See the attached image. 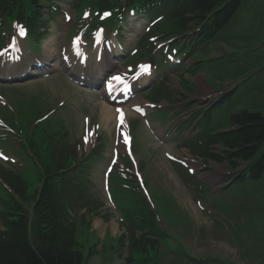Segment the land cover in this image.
<instances>
[{
    "label": "rangeland",
    "instance_id": "rangeland-1",
    "mask_svg": "<svg viewBox=\"0 0 264 264\" xmlns=\"http://www.w3.org/2000/svg\"><path fill=\"white\" fill-rule=\"evenodd\" d=\"M59 5L65 8L69 6L68 1H62ZM65 13L70 15L71 24L65 25L66 23L62 21L61 30L59 25L62 17L56 19L54 17L49 34L41 42V46L45 41L51 44L56 39L55 42H59L61 47L68 49V35L62 34L74 23H72L73 16L69 8L65 10ZM132 24L138 25L136 22ZM124 35L126 39L130 38L129 33ZM133 44H130L128 48H131ZM30 47L34 49L33 46ZM22 48L24 60L28 59L30 63H33L36 57H43L41 50L38 55L31 58L27 48L24 45ZM185 51H189V47L185 48ZM220 53L222 56L219 58H208ZM154 59L156 64H159L162 57L155 54ZM191 59L201 60L199 67L204 76L200 74L192 78L195 88L190 95V100L187 102L180 100L182 88L178 80L173 78L170 86L171 89H175H172L175 93L168 95L172 101L169 105L160 103L167 110L171 109L175 112L186 110L178 118L179 121L190 119L191 122L195 119L192 117L207 108L210 103L203 104V99L213 89L215 91L228 89L232 92L217 108L201 117L200 123L204 128L214 132L228 129L231 125V115L239 110L249 109L264 113V0H239V6L231 19L219 30L216 37L198 43L194 47ZM129 66L133 65L129 64ZM127 70L128 68L122 67L118 68L117 72L122 73ZM61 75L58 73L56 77L49 76L22 84H7V89L0 88L3 101L0 100L7 105V107L0 105V113L7 119L8 126L11 124L12 116H14L12 119L18 120V126L12 127L10 132L2 130L5 129V122L2 120L0 138L3 135L5 137L0 140H3L0 150L9 154H5L7 159L1 161L10 163L12 167L19 165L18 160L11 155H17L14 152L17 149L14 145L15 136L19 134V130L23 133L26 131L27 121L24 122L25 127L22 125L24 119H32L37 113H44L47 110L52 112L50 115L53 118L60 114L57 118L63 122L68 137L73 142L81 140V148L85 152L96 145L97 136L102 140V154L93 163L87 175L92 185V190L89 192L101 200L105 209L107 208L113 217L116 215V210L110 208V202L106 201L102 191L103 172L111 161H114L115 170L121 168L117 161H122L124 151L119 139L121 133L126 130V126L125 124L116 126L114 122L109 125L103 124L100 120V103L102 102L100 92L75 86ZM182 80L183 83L189 81L187 76H184ZM163 95L162 83L154 84L141 93V96L148 99H159ZM134 101L133 103L137 104L144 100L139 97ZM57 102L62 104L61 108L58 107ZM190 107L191 109L188 110ZM126 115H128L126 122L129 120L132 128L133 157L136 165L144 174L147 189L156 205L157 212L166 221L165 223L159 219V223L163 226L167 225L185 249L182 254H178L163 248L161 254L158 253L154 264H219L221 261L224 264H264V172L258 178H248L233 183L225 187L218 195H209L206 189L203 190V193L210 198V204H231L234 207L231 216L226 219L222 212L210 206L207 199H202L201 204H198L191 189L181 183L175 167L167 160L166 153L172 154L177 159H190L191 152L179 148V144L172 140L163 144L154 141L144 129L140 119H134L136 116L129 113ZM175 116L176 114L169 113V118L168 112L155 110L148 118L151 122L156 120L164 125ZM188 124L182 123L181 132ZM85 128L88 130L87 135L84 134L88 139L87 143L81 139ZM163 132L164 129L159 130L160 134ZM181 132H178L173 139L181 140ZM193 132L188 136L192 137L195 134ZM201 135L203 137L204 132ZM19 140L20 138L18 143ZM184 144L187 145V143ZM211 149L219 151V146H212ZM115 152L118 155L117 159ZM198 160L206 166L204 173L200 175V181L208 183L211 192L218 193L220 185L232 177L228 167L225 168L224 163L216 164L208 159L203 160L198 157ZM29 181V192H31L35 180L30 178ZM112 193L114 199L119 194L115 189ZM100 222L95 220L91 226V230L96 231L94 238L97 250L102 239L106 249L109 247V241L112 242L110 246H114L113 240L120 234V227H117L116 221L112 218L108 222ZM95 239L87 240L85 243V236L78 233V242L81 244L92 245ZM204 257L214 258L216 261L195 260ZM122 258L123 256L117 258L115 253L109 254L107 250L96 253L89 259L88 264H126Z\"/></svg>",
    "mask_w": 264,
    "mask_h": 264
},
{
    "label": "trees",
    "instance_id": "trees-1",
    "mask_svg": "<svg viewBox=\"0 0 264 264\" xmlns=\"http://www.w3.org/2000/svg\"><path fill=\"white\" fill-rule=\"evenodd\" d=\"M98 1L102 3L103 0ZM172 1L179 9V19L173 26L169 18H165L163 24L167 27H159L163 37L175 30H183L185 21H192V24L202 21L227 0ZM233 8L234 3L217 18H224L226 13L228 17ZM22 10L24 12H20ZM0 13L7 22L15 16L20 18L29 29L34 28V22L40 25L35 0H27V4L23 0H0ZM231 124L234 129L210 138L209 144L219 143L224 148L221 157H210L225 160L231 168L246 162L247 173L253 178L258 177L264 168V155H260L264 143V114L241 110L231 116ZM43 132L37 130L32 137L35 140L31 144V160L33 165L36 164L38 186L31 193L23 178L0 167V177L8 186V191L0 199V224L3 227L0 231V264H87L94 253L91 250L83 256L79 250L75 226L66 210L78 202L91 205L89 200H84L83 189L80 190L77 184L84 162L76 158L74 146L60 143L55 135ZM200 155H209L206 147L200 150ZM123 215L128 222L127 234L119 235L112 249L120 252L126 249L128 264L156 263L160 242L167 235L158 228L149 208L133 198L132 203L125 206ZM204 261L216 259L205 258Z\"/></svg>",
    "mask_w": 264,
    "mask_h": 264
},
{
    "label": "bare ground",
    "instance_id": "bare-ground-1",
    "mask_svg": "<svg viewBox=\"0 0 264 264\" xmlns=\"http://www.w3.org/2000/svg\"><path fill=\"white\" fill-rule=\"evenodd\" d=\"M52 42V41H51ZM53 43V42H52ZM44 48V47H43ZM44 52H46L44 50ZM54 52V51H52ZM58 64V63H56ZM104 66V67H103ZM110 66V64H107L106 66L105 65H102L103 68H99V69H96L97 71H107L106 69ZM97 74L94 75V77L96 78ZM100 120L102 121L103 124L105 125H109L111 122H114L115 121V114L113 113V108L111 107V105L109 103H106V102H101L100 103ZM130 115V113H129ZM128 115H126V118H127Z\"/></svg>",
    "mask_w": 264,
    "mask_h": 264
},
{
    "label": "snow or ice",
    "instance_id": "snow-or-ice-1",
    "mask_svg": "<svg viewBox=\"0 0 264 264\" xmlns=\"http://www.w3.org/2000/svg\"><path fill=\"white\" fill-rule=\"evenodd\" d=\"M106 15H107V14H106ZM19 33H20L21 35L24 34V29H23L22 27L19 28ZM117 111H120V110L118 109ZM121 122H122V114H121Z\"/></svg>",
    "mask_w": 264,
    "mask_h": 264
}]
</instances>
